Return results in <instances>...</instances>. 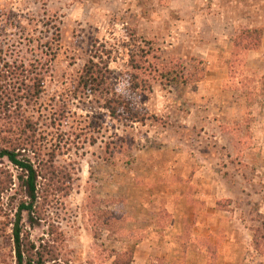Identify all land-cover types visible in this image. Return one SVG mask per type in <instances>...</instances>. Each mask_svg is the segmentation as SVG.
<instances>
[{"label":"rangeland","instance_id":"rangeland-1","mask_svg":"<svg viewBox=\"0 0 264 264\" xmlns=\"http://www.w3.org/2000/svg\"><path fill=\"white\" fill-rule=\"evenodd\" d=\"M46 42L35 117L70 181L40 184L43 219L23 217L35 251L55 264H264V0H0V69L46 59ZM91 58L108 94L77 87ZM5 171L15 183L2 159ZM17 187L0 194V264H15Z\"/></svg>","mask_w":264,"mask_h":264},{"label":"trees","instance_id":"trees-1","mask_svg":"<svg viewBox=\"0 0 264 264\" xmlns=\"http://www.w3.org/2000/svg\"><path fill=\"white\" fill-rule=\"evenodd\" d=\"M44 47L46 52L43 55L46 59L28 62L23 59H13L11 62L4 60L0 69V161L6 159L13 167L16 173L15 183L12 184L18 185L12 190L14 193L8 204L15 209L11 228L15 264H55L52 263L56 260L54 250L45 247L41 251H35L36 248L28 235L22 232L21 222L25 216L29 226L35 227L43 219V208L38 204L39 197L41 198L40 184L51 187L70 181L68 174L54 164L55 150L48 141L44 143L41 140L39 119L35 117L36 114L38 117L41 115L39 99L46 75L49 73V60L54 59L50 44L46 42ZM135 47L137 48V45ZM135 56L134 52L130 54L131 61ZM135 67L138 68V64ZM108 79L105 63L94 62L91 58L83 65L76 84L78 88L90 94H108ZM136 79L135 74L128 76V82L134 81L129 82L133 89L140 87ZM117 105L119 100L114 94L104 99V108L113 117L119 115ZM127 114L136 118L131 111ZM11 177V173L0 172V194L11 190ZM0 224L1 231L4 232L9 223L6 220ZM128 263L129 260L126 264ZM113 264H125L124 256H117Z\"/></svg>","mask_w":264,"mask_h":264}]
</instances>
